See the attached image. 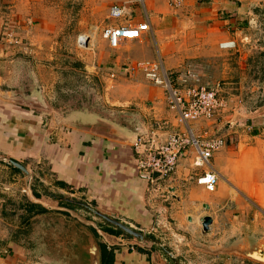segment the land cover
Segmentation results:
<instances>
[{"label": "crops", "instance_id": "obj_1", "mask_svg": "<svg viewBox=\"0 0 264 264\" xmlns=\"http://www.w3.org/2000/svg\"><path fill=\"white\" fill-rule=\"evenodd\" d=\"M16 1L20 0H0V15L14 34L18 28ZM125 1L112 0L116 5ZM22 2L32 6L36 0ZM129 14L128 21L146 22L150 32L130 47L133 52L146 48L143 53L148 59L113 52L112 63L122 65V81L127 84L143 75L141 64L154 63L169 71L186 68L198 75L199 85L214 88L240 84L242 69H264V0H186L178 10L167 0H145L143 7H131ZM15 53V48L0 44V216L7 212V200L19 197V170L2 161L6 159L35 172L43 192L77 196L93 210L143 234V240L124 233L114 236V246H107L108 251L113 250L112 264H262L247 254L264 245V108L246 117L236 112L229 120L221 110V115L210 121L192 124L196 136L222 140L223 146L213 154L208 167H197L190 151L168 182V201L164 203L139 178L131 144L75 126L99 117L116 124L128 138H134V127L90 108L46 118L41 108H23L13 97L6 99L1 87L17 84ZM138 93L127 94L122 103L128 105L134 96L139 99ZM51 111L46 113L55 114ZM165 117L170 127L162 138L183 130L172 111H165ZM209 170L218 176L213 193L197 183ZM26 180L25 175V188L30 190ZM56 204L46 202L41 207L48 212L67 211ZM206 218L211 223L204 231ZM76 221L96 236L95 224ZM101 228L116 229L109 224ZM120 237L126 240L122 242ZM147 237L155 241L147 243ZM21 254L0 258V264H17Z\"/></svg>", "mask_w": 264, "mask_h": 264}, {"label": "rangeland", "instance_id": "obj_2", "mask_svg": "<svg viewBox=\"0 0 264 264\" xmlns=\"http://www.w3.org/2000/svg\"><path fill=\"white\" fill-rule=\"evenodd\" d=\"M22 1L13 4L18 7L14 11L17 13L16 35L8 31L9 26L0 15L4 33L0 44L15 48L18 71L17 84L6 83L1 87L6 99L13 97L23 108L40 104L45 107L42 112L46 118L90 108L102 112L105 118L116 119L144 132L156 122L166 120L165 111L170 109L164 92L149 82L144 74L138 75V80L132 82L134 84L123 82L125 71L122 65L115 67L112 63L113 52H129L131 59H148V54L143 53L146 48L139 52L130 49L134 40L111 45L102 38L104 28L118 24L109 18L111 8L116 5L112 0H36L32 6ZM83 37L89 38L86 48L80 44ZM99 53L106 59H100ZM241 74L240 84L219 85L222 110L226 111L227 120L236 112L246 117L264 108V69L246 68ZM25 75L30 79H25ZM132 91L135 96L139 92L140 98L134 96L128 105L123 104L122 100ZM47 110L55 114L50 115ZM26 170L30 190L25 188V175L17 172L19 197L7 198V212L0 216V258H13L19 252L22 254L17 264H87L83 249L88 243L89 231L76 220L95 224L97 230L107 223L78 205L88 206L77 196L63 197L43 192L37 174ZM31 194H43L45 199H34ZM50 196L75 203L60 205L67 211L53 209L52 212H39V219L28 218L32 213H38L41 204L53 201ZM31 203L36 204L33 212L28 209ZM67 206H71V210ZM94 238L98 245L102 244L101 238L97 235Z\"/></svg>", "mask_w": 264, "mask_h": 264}, {"label": "built area", "instance_id": "obj_3", "mask_svg": "<svg viewBox=\"0 0 264 264\" xmlns=\"http://www.w3.org/2000/svg\"><path fill=\"white\" fill-rule=\"evenodd\" d=\"M185 1L167 0L174 10L180 9ZM144 3L145 0H127L113 6L109 18L118 24L104 28L102 38L111 45H116L127 40H140L143 34L150 32L148 23L133 24L126 19L130 16L131 7H143ZM121 21L125 23L119 24ZM3 39V26L0 23V43ZM80 44L88 47L87 38H81ZM139 70L149 82L164 92L168 107L175 114L177 125L183 129L162 138L161 135L169 130L170 126L165 121L160 122L140 134L132 145L139 178L165 203L168 201L167 184L175 175L179 162L185 159L190 151L195 155L197 167H208L213 154L223 146L222 140L203 139L196 136L191 129L194 123L212 120L223 109V102L218 87L199 85L198 75L186 68L169 71L162 65L151 63L141 64ZM217 182V174L210 170L197 178V183L210 193L215 192ZM120 240L124 242L126 239L120 237ZM128 248L134 249L132 246Z\"/></svg>", "mask_w": 264, "mask_h": 264}, {"label": "water", "instance_id": "obj_4", "mask_svg": "<svg viewBox=\"0 0 264 264\" xmlns=\"http://www.w3.org/2000/svg\"><path fill=\"white\" fill-rule=\"evenodd\" d=\"M32 107L35 108H43L45 109L44 106H40V104H31ZM76 128L83 130V131H87L90 133H94L97 134L99 136L111 139L113 141H117V142H122V143H128L133 145L136 140L137 137L140 134L145 133L144 131L140 130V129H135V136L134 138H128V136L126 135L127 133L124 132L123 130H121L116 124H114L113 122L109 121V120H105L103 118H99V117H91L90 119H85L83 120V122L81 121L80 124H77L75 126ZM5 163H7L10 166H13L15 169L19 170L20 172H22L23 174H25L26 176H28V172L26 170V168H24L21 164L11 161V160H2ZM87 210H89L90 212H92L95 216H98L99 218H101L102 220H104L107 224L115 227L117 230L121 231L122 233L133 237L135 239L138 240H143V234L120 223L119 221H116L114 219H111L103 214H101L100 212L93 210L91 208H89L88 206H84ZM211 223V219L206 218L203 220L202 222V226L204 231H207L209 229V225ZM253 250H249V253L247 254L250 258H252L254 261L256 262H260L262 264H264V245H261L257 248H252ZM84 252L86 251L87 253L85 254V256L87 257V264H101V253H100V247L99 245L96 243L95 239L93 236L89 235L88 236V243L87 245L84 247Z\"/></svg>", "mask_w": 264, "mask_h": 264}, {"label": "trees", "instance_id": "obj_5", "mask_svg": "<svg viewBox=\"0 0 264 264\" xmlns=\"http://www.w3.org/2000/svg\"><path fill=\"white\" fill-rule=\"evenodd\" d=\"M41 197L42 196H40V194L39 195L38 194H33V198L34 199L38 200V199H41ZM50 197L53 200L51 202H53V204L57 203L58 206L61 205V204L64 205V203H72V204L75 203L73 201H68V200L66 201L63 198H59V197H56V196H50ZM28 205H29L28 209H30L31 212L35 211L36 204H32L31 203V204H28ZM78 205H80V204L78 203ZM67 207H70V208H67V209L71 210V206H67ZM39 212H40V214H42V213L48 212V211H46L43 208H40L38 213L37 212L36 213H32L30 216H28V218L40 215ZM94 230H95V233H96L97 237L101 238L102 240L105 241L104 244H100L99 245L100 253H101V264H112L113 263V254H112L113 250H109L110 251L109 252L107 250V246H109V247L114 246V242H115V240L113 239L114 236L119 235V234H123V233L121 231L117 230V229H115V230L112 229L111 230L110 228H101V229H98V230L97 229H94ZM146 241H147V243H153L155 240L152 237H147Z\"/></svg>", "mask_w": 264, "mask_h": 264}, {"label": "bare ground", "instance_id": "obj_6", "mask_svg": "<svg viewBox=\"0 0 264 264\" xmlns=\"http://www.w3.org/2000/svg\"><path fill=\"white\" fill-rule=\"evenodd\" d=\"M88 38V37H87ZM89 39V38H88ZM90 41V40H89Z\"/></svg>", "mask_w": 264, "mask_h": 264}]
</instances>
